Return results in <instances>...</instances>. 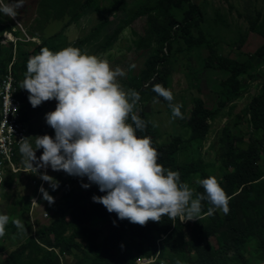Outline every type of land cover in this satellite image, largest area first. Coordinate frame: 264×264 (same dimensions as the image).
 I'll use <instances>...</instances> for the list:
<instances>
[{
    "label": "trees",
    "instance_id": "16d2710c",
    "mask_svg": "<svg viewBox=\"0 0 264 264\" xmlns=\"http://www.w3.org/2000/svg\"><path fill=\"white\" fill-rule=\"evenodd\" d=\"M183 1L188 4L184 17L179 22L172 19L159 33L156 49L149 53L137 80H134L132 85L127 84V87L137 92L144 90V95L149 101L155 98L169 110L168 101L158 97L152 89L156 84L170 89L173 71L171 43L174 40L184 46L185 57L193 54V60L197 62V69L192 70L191 76L192 86L197 94L190 101L186 113L183 114L184 118L180 119L187 136H179L172 142L161 143L158 130L151 124L144 132L138 131L137 135L150 136L152 145L159 154L158 163L166 169L178 171L181 181L187 182L195 192L204 191L196 183L198 179L217 175L216 178L230 197L229 213L225 215L217 209L212 216L202 215L199 220L184 222L179 218L169 219L163 216L160 222L149 221L145 226H140L127 219L120 220L115 213H109L102 204L93 202L94 195L103 196L106 193L100 192L96 184H91L88 189L82 188V183H90L87 177L71 176L61 170L54 175V179L59 182L55 191H62L61 200L66 204V208L56 209L53 219L41 225L33 235L30 222L24 223L26 230L23 232L12 223L14 219L22 220L31 209L30 196L17 199L8 211L11 219L6 225L5 235L0 237V251L5 248V236L8 234L15 235L17 240L25 237L26 239L13 244L11 251L4 258L0 256V264H61L60 258L71 255L73 259L68 264H137L138 259L155 257L154 262L145 264H176L177 260L182 264L264 263V82L253 89L242 111L234 114V106L231 105L252 90L251 83L259 85V79L264 72V44L244 61L219 54L216 40H207L202 35V12L191 0H160L155 9L165 4L179 8L182 7ZM122 3V0H41V7L46 20L65 15L72 8L78 10L73 14L79 19L83 12L85 14L89 11H100L103 4H117L114 7L120 11ZM149 12V8H143L124 14V18L111 33H104L107 30V18L104 16L91 33L75 47L87 44L103 50L125 27L136 19L145 17L146 27L142 30L143 35L135 41V45L138 50L149 49ZM256 21L252 24V31L264 37V24L256 27ZM194 30H199L200 35L195 36ZM5 32H11L17 38L16 42H9L7 47L1 43ZM21 41L12 24L1 22L0 80L14 61L12 69L15 77V96L21 102L22 119L28 125L31 117L42 110V106L33 108L28 100L29 93L21 88L26 63L29 57L39 54L43 47L54 52L59 51L61 47L58 43L47 40L29 51L26 49L28 44ZM218 74H225V79L217 76ZM214 86H217L219 91L213 90ZM226 108L227 116L231 118L221 130L220 148L215 154L216 158L207 159L203 153V145L211 129V121ZM135 111L141 119L151 120L144 108L139 109L137 105ZM244 123H247L253 132L250 134L247 148L240 146L245 139L233 133ZM255 132L261 133L262 136L259 137L262 138ZM183 153L188 155L187 162L179 161ZM21 161V153L19 148H16L12 162L19 166ZM16 174L18 172L5 170L3 188H13ZM55 191L50 190L49 195ZM209 207L211 205L206 200L202 201L203 212ZM113 221L116 222L115 226ZM251 245L255 249L254 252L248 250ZM87 248L93 255H88Z\"/></svg>",
    "mask_w": 264,
    "mask_h": 264
},
{
    "label": "clouds",
    "instance_id": "9594fccd",
    "mask_svg": "<svg viewBox=\"0 0 264 264\" xmlns=\"http://www.w3.org/2000/svg\"><path fill=\"white\" fill-rule=\"evenodd\" d=\"M23 6L24 0L0 4V15L14 19ZM134 67L131 65L130 70ZM123 76L125 72L119 66L113 69L106 59L73 46L55 52L43 47L39 54L29 57L21 88L29 93L31 106L36 108L51 100L57 103L55 110L45 115L55 137L36 136L35 147L31 137L19 141L25 167L35 174L50 166L53 171L87 177L90 183H82V188L96 184L100 192L106 193L94 195L93 202L102 204L120 220L140 226L160 222L163 216L184 222L212 216L217 209L228 214L230 197L215 176L198 179L196 183L204 191L197 193L181 181L178 171L158 163L159 154L151 137H140L137 132H144L149 124L153 128L159 125L136 114L140 94L121 86L118 78ZM152 90L168 101L173 120L184 118L182 105L173 103L170 89L156 84ZM153 102L159 101L154 98ZM41 148L42 155L37 159L35 153ZM39 175L53 190L59 187V182L46 172ZM39 191L50 205L55 202L43 186ZM205 200L211 207L203 212ZM10 219L0 214V237L5 235ZM12 223L21 232L26 230L21 219ZM155 260L138 259L137 264ZM176 264L182 262L177 260Z\"/></svg>",
    "mask_w": 264,
    "mask_h": 264
},
{
    "label": "rangeland",
    "instance_id": "374dc122",
    "mask_svg": "<svg viewBox=\"0 0 264 264\" xmlns=\"http://www.w3.org/2000/svg\"><path fill=\"white\" fill-rule=\"evenodd\" d=\"M84 2L85 0H76V2ZM160 0H122V9L117 10L114 6L103 4L100 11L84 12L79 19L74 17V12L78 10L73 9L66 12L65 15H59L57 18H51L46 20L45 13L42 11L41 0H24V6L18 9V15L13 18L0 15L1 22L12 24L15 30L18 32V38L21 42H26L28 45L27 50L32 51L36 46L43 44L47 40H52L58 43L61 49L68 46H77L80 40L85 39L91 31L98 24L102 17H106V27L104 33H111L116 25L124 18V14L131 13L132 10H142L143 8H149L150 12L147 16L149 21L148 41L151 42V47L146 50H138L135 41L142 36V30H144L145 22L144 18L140 17L136 19L132 24L125 27L117 36V38L105 49L99 50L95 45L89 46L87 44L82 45L80 48L82 51L88 54H94L102 59H106L112 68L119 66L125 72V76L119 77L118 82L121 86L127 90V84H133L134 80H137L139 73L143 67L145 60L148 58L149 53L156 49L157 39L159 33L165 29L168 23L174 19L181 21L184 17L185 11L188 9L187 2L183 1L182 7H176L172 4L163 5L157 9L156 3ZM193 4L197 5L202 12V19L200 21V30L207 40L214 39L217 42V50L219 54L223 56H229L238 61L246 60L247 56L253 54L264 44V37L252 31V24L255 20L256 27L264 24V0H191ZM11 0H0V4L10 3ZM150 30V31H149ZM195 36H199V30H194ZM9 40L13 37L8 36ZM34 38V39H33ZM4 37L1 41L5 47L8 46L9 41ZM238 42V43H237ZM238 44V45H236ZM171 62L173 71L170 77V90L174 95L175 104H181V112L186 113L190 101L196 96L197 92L193 89L191 76L192 70L197 69V62L193 60V54H188L185 57V47L180 45L176 41L171 43ZM135 65L134 68L130 66ZM264 71V68H263ZM217 76L225 79V74ZM214 78V77H213ZM260 83H251L250 92L232 102L234 106V114L239 113L244 108V105L248 102L252 95L253 89L257 88L264 82V72L259 79ZM152 83V82H151ZM150 83V84H151ZM213 90L219 91L217 86L213 87ZM140 94V101L138 103L139 109H145L149 113L151 121L158 123L156 129L159 132V140L161 143H169L176 137H186L187 131L181 126L180 119H172L171 110L165 106V104L158 102L154 103L149 101L148 97L144 95L143 91H138ZM206 96V94H204ZM56 101L51 100L43 102L41 109L31 117L28 124L29 137L33 147H35L36 136L49 135L55 137L54 129H52L45 120V115L49 111H54L56 107ZM228 109H222L219 115L211 121V129L207 138L204 141L203 153L207 159L216 158L215 154L218 152L219 137L221 136L222 128L227 124V121L231 117L227 116ZM233 133L243 137L244 143L240 146L242 148L248 147L250 140V134H253L252 130L248 128V124L244 123L242 126L236 128ZM259 137L261 133L255 132ZM262 138V137H259ZM43 149H38L35 153L37 159L42 155ZM189 160L188 155L183 153L179 157L180 162H187ZM36 161L33 162V166H36ZM20 172L16 174L15 185L11 190L7 188H1L0 190V214L8 215L9 208L17 199L23 197H31L32 203H35L33 209H30L29 214L22 217V222H30L32 226L33 235L41 225L47 224L52 218L56 209H65L66 204L61 200L62 191H55L51 194L54 197V203L49 204L43 198V194L39 191L40 173H44L42 168L39 169V173H31L26 167L23 161L20 162ZM47 169L46 174L55 178L54 175L57 171H53L51 167L43 168ZM218 178V176L216 175ZM43 188L48 192L53 190L48 182L44 181ZM9 197V198H8ZM95 225V224H94ZM91 226V225H90ZM22 239L17 240L15 235L8 234L5 236V248L0 251V256L5 257L15 243H21ZM15 241V242H14ZM93 249L92 246H90ZM250 252H254L253 245L248 247ZM88 255H93L89 248H87ZM73 259V256H64L60 258L61 264H68ZM264 264V263H261Z\"/></svg>",
    "mask_w": 264,
    "mask_h": 264
},
{
    "label": "built area",
    "instance_id": "2783aa9c",
    "mask_svg": "<svg viewBox=\"0 0 264 264\" xmlns=\"http://www.w3.org/2000/svg\"><path fill=\"white\" fill-rule=\"evenodd\" d=\"M8 36L14 38L9 40ZM4 37L10 42H16L17 38L11 32H5ZM12 61L7 69V73L0 80V190L3 188L5 180V170L19 172L21 169L12 162L16 148L20 147L19 141L29 136L28 125L22 119L20 108L21 102L15 96V77L13 74ZM264 149V147H263ZM44 173L47 169H43ZM40 188L44 181H39ZM36 203V202H35ZM32 203V208L35 205Z\"/></svg>",
    "mask_w": 264,
    "mask_h": 264
},
{
    "label": "bare ground",
    "instance_id": "6f19581e",
    "mask_svg": "<svg viewBox=\"0 0 264 264\" xmlns=\"http://www.w3.org/2000/svg\"><path fill=\"white\" fill-rule=\"evenodd\" d=\"M43 171V170H42Z\"/></svg>",
    "mask_w": 264,
    "mask_h": 264
},
{
    "label": "crops",
    "instance_id": "0c3cea01",
    "mask_svg": "<svg viewBox=\"0 0 264 264\" xmlns=\"http://www.w3.org/2000/svg\"><path fill=\"white\" fill-rule=\"evenodd\" d=\"M34 39V38H33Z\"/></svg>",
    "mask_w": 264,
    "mask_h": 264
}]
</instances>
